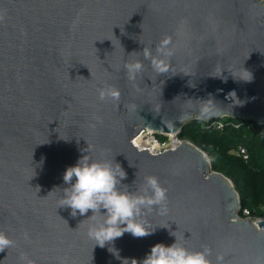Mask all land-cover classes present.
Instances as JSON below:
<instances>
[{
    "label": "water",
    "instance_id": "95a60500",
    "mask_svg": "<svg viewBox=\"0 0 264 264\" xmlns=\"http://www.w3.org/2000/svg\"><path fill=\"white\" fill-rule=\"evenodd\" d=\"M0 17V231L14 241L0 264H20L21 253L33 264H141L176 237L209 247L212 264L218 254L223 264H264V222L258 231L239 217L233 183L207 154L189 142L160 155L134 144L145 131L179 138L195 121L264 126V0H0ZM165 36L175 54L158 76L142 51L155 53ZM137 59L145 70L130 82L124 64ZM106 85L118 102L98 99ZM209 98L219 115L199 119ZM88 154L119 163L129 191L159 179L168 212L144 218L152 234L101 248L87 236L91 210L58 208L63 174Z\"/></svg>",
    "mask_w": 264,
    "mask_h": 264
},
{
    "label": "clouds",
    "instance_id": "9594fccd",
    "mask_svg": "<svg viewBox=\"0 0 264 264\" xmlns=\"http://www.w3.org/2000/svg\"><path fill=\"white\" fill-rule=\"evenodd\" d=\"M2 19L3 17H0V20ZM142 54L158 76L167 75L171 71V58L175 54L172 38L163 37L156 45L155 53L150 48L144 47ZM124 70L126 78L130 82H135L145 69L142 61L137 59L126 62ZM246 72L250 78H242V80L251 81V73ZM97 91L100 101L120 100L121 93L114 86L106 85L98 88ZM229 95L235 99L234 92ZM235 102L241 103L238 100ZM219 112V105L213 99L200 101L199 119H211L219 115ZM186 116L187 114H182L178 117L179 121L181 122ZM94 119L97 123H102L101 118L94 117ZM126 177V172L114 159L113 161L95 160L89 154L82 156L75 166L68 167L63 174V181L69 187L62 190L58 208H70L73 217L77 214L85 216L91 210L92 215L85 220L94 221L87 229V236L95 242L94 246L103 248L106 244L122 237L124 233H131L137 238L146 237L153 231L148 230L144 218L154 210L159 215H166L168 212L167 189L161 185L157 177L147 176L144 186L135 192L129 191L128 186L121 183ZM174 233L172 235L175 236ZM13 245L14 241L0 231V252ZM109 251L113 249L110 248ZM211 254L212 250L207 246L201 250H189L184 244L179 243L176 237V241L170 246L155 244L141 264H212L208 258ZM19 259L20 264H33L25 253H21ZM217 264H223V255H217Z\"/></svg>",
    "mask_w": 264,
    "mask_h": 264
},
{
    "label": "trees",
    "instance_id": "16d2710c",
    "mask_svg": "<svg viewBox=\"0 0 264 264\" xmlns=\"http://www.w3.org/2000/svg\"><path fill=\"white\" fill-rule=\"evenodd\" d=\"M214 123L223 128L216 129ZM179 139L207 154L213 171L233 183L241 201L242 219H247L245 211L251 219L264 218V126L229 118L195 121L183 128ZM240 147L247 151V160L237 155Z\"/></svg>",
    "mask_w": 264,
    "mask_h": 264
},
{
    "label": "built area",
    "instance_id": "2783aa9c",
    "mask_svg": "<svg viewBox=\"0 0 264 264\" xmlns=\"http://www.w3.org/2000/svg\"><path fill=\"white\" fill-rule=\"evenodd\" d=\"M208 123H210V122H208ZM213 127H216V129H218V130H220V129L223 128V126H222L221 124L218 125V124H215V123L213 124ZM142 135H146L148 138H150V139L152 140V142H153V147H152L151 150L147 149L146 147L138 148V149H139L140 151L148 150V151H149L151 154H153V155H160V154L166 153V152H168V151H173V150L177 149L179 146H181L183 143L186 142V141H182V140H180L178 137H176V140L173 141V140L170 139L168 136H162V137L167 138V140L164 141V142H161V141H159V139L157 138L158 135H156V134H152L151 132H148V131L143 132V133L140 135V137H141ZM138 138H139V137H138ZM138 138H137V139H138ZM137 139H136V140H137ZM136 140H135V141H136ZM135 141H134V142H135ZM237 155H238L239 157L245 159V160L248 159L247 151H246L244 148H242V147L239 148V150H238V152H237ZM240 215H241V214H240ZM240 215H239V217H240ZM243 215H244L245 217H247V219H242V218L240 217L242 220H250V221L252 222V224L255 226V228H256L258 231H260L257 223L264 222V218H263V219H251V218H249V213L246 212V211L243 212Z\"/></svg>",
    "mask_w": 264,
    "mask_h": 264
},
{
    "label": "bare ground",
    "instance_id": "6f19581e",
    "mask_svg": "<svg viewBox=\"0 0 264 264\" xmlns=\"http://www.w3.org/2000/svg\"><path fill=\"white\" fill-rule=\"evenodd\" d=\"M168 137L170 139H172L173 141L176 140V136L175 135H168ZM135 146L137 148H142V147H146L147 149L151 150L153 147V142L151 141V139H149L146 135H142L141 137H139L135 142H134Z\"/></svg>",
    "mask_w": 264,
    "mask_h": 264
},
{
    "label": "rangeland",
    "instance_id": "374dc122",
    "mask_svg": "<svg viewBox=\"0 0 264 264\" xmlns=\"http://www.w3.org/2000/svg\"><path fill=\"white\" fill-rule=\"evenodd\" d=\"M150 139V138H149ZM152 141V140H151ZM143 148V147H142Z\"/></svg>",
    "mask_w": 264,
    "mask_h": 264
}]
</instances>
